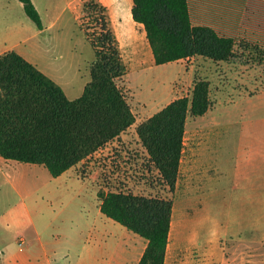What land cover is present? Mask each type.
I'll return each mask as SVG.
<instances>
[{
    "label": "rangeland",
    "instance_id": "374dc122",
    "mask_svg": "<svg viewBox=\"0 0 264 264\" xmlns=\"http://www.w3.org/2000/svg\"><path fill=\"white\" fill-rule=\"evenodd\" d=\"M87 1L32 0L43 25L40 32L18 0H0V54L37 46L29 53L44 65L43 73L60 78L69 100L79 98L94 60L81 28ZM99 1L108 8L116 34L135 30L128 0ZM149 51L139 56L131 48L121 51L126 74L116 83L135 123L73 167L69 178L53 180L43 166L0 157V247L36 237L24 214L26 198L44 240H77L74 224H82L77 208H84L94 227L106 233L109 251L120 243L139 258L146 247L143 238L109 218L99 223L94 215L99 190L121 191L172 200L165 264H264V56L259 60L253 50L238 48V57L229 62L194 57L155 65ZM197 80L209 83L211 104L202 116L187 117L178 177L170 191L151 166L136 127L171 101L190 98ZM8 212L14 216L11 222L3 217ZM52 231L65 235L52 237ZM97 233L91 229V239Z\"/></svg>",
    "mask_w": 264,
    "mask_h": 264
},
{
    "label": "trees",
    "instance_id": "16d2710c",
    "mask_svg": "<svg viewBox=\"0 0 264 264\" xmlns=\"http://www.w3.org/2000/svg\"><path fill=\"white\" fill-rule=\"evenodd\" d=\"M18 1L42 30L32 0ZM82 14L81 28L94 60L77 99L69 100L17 52L0 54V157L43 166L52 178L118 140L135 123L116 83L126 65L109 10L99 0H89ZM131 17L143 27L155 65L194 57L229 62L238 57V48L253 50L259 60L264 56V0H132ZM210 104L209 83L197 80L190 98L171 101L136 127L151 166L170 191L178 177L187 117L202 116ZM97 198L101 214L146 241L137 264H164L172 200L101 190Z\"/></svg>",
    "mask_w": 264,
    "mask_h": 264
},
{
    "label": "crops",
    "instance_id": "0c3cea01",
    "mask_svg": "<svg viewBox=\"0 0 264 264\" xmlns=\"http://www.w3.org/2000/svg\"><path fill=\"white\" fill-rule=\"evenodd\" d=\"M127 3L128 4L126 5L128 7V11H131V6H132L131 2L128 0ZM132 24L135 30L126 31V32L120 31L117 32V34L114 30L119 42L120 50L122 51L124 48L127 49L131 48L137 56L141 55L142 52L149 54L150 46L149 44L148 46L146 45L147 40L143 27L140 24L135 23L134 21ZM43 30L44 29L40 30V32H43ZM139 42L141 45L138 44ZM13 47L14 48L19 47V44H16V46ZM31 50L32 51L29 50L27 51L20 48L19 52L17 53L43 72V69L40 67H44V65L40 66L39 60L34 58L33 54L29 53L36 51L37 46L33 45L31 47ZM6 51H10V50H6ZM44 74L47 75L46 73ZM52 77L49 78H51L54 82H56L60 86V83H62L60 78H58V76L54 74H52ZM6 161H10V160H6ZM11 162L16 164L15 161H11ZM15 164L14 165L9 164L7 166L8 168L15 170L14 168L16 166ZM72 169L73 168H70L60 176L53 178V180L61 179L66 176L67 178H69L67 174ZM79 206L80 205H78V207ZM23 209H24L25 217L26 219H28V223L34 228L36 237L32 240H28L27 242H25L26 241L25 239L19 238V241H17V243H10L8 245L1 246L0 264H137L140 259V257L139 258L136 257L135 259H133L130 256L128 250L123 251L122 245L120 243L119 244L114 243L113 246L110 248H115V250L109 251L107 248L108 245L106 241V233H101L100 229L94 227L95 224L92 223L91 213L89 210H85L84 208L82 209L77 208V215H78L77 222H80V220L82 219V224L80 225L74 224V226L77 228L76 232L78 239L67 242L62 240H53V241L44 240L39 233L42 225H40L38 220H35L32 217L31 210L26 202V198L23 199ZM3 215H4L3 217H7L5 219L7 222L8 221L11 222L12 221L11 218L14 217L13 215L10 216L9 212ZM94 215L96 219L99 221V223H101L102 221L106 222V217H102L104 215L101 214L100 211L99 213L98 211H96ZM70 223L72 224V220ZM49 226L51 225L49 224ZM50 228L52 229V227ZM91 229L93 232H95V230L99 231V233L96 234L95 239H91L92 236V234L90 236ZM51 234L52 237H57V238H60L62 235H65V234H61L60 232H53V231Z\"/></svg>",
    "mask_w": 264,
    "mask_h": 264
}]
</instances>
